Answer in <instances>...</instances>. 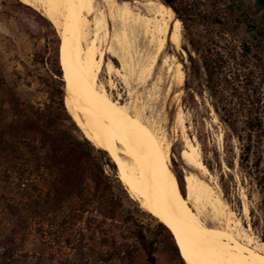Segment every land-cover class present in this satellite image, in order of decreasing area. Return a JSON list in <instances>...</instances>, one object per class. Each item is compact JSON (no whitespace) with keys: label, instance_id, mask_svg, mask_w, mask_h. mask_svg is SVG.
Segmentation results:
<instances>
[{"label":"rangeland","instance_id":"obj_1","mask_svg":"<svg viewBox=\"0 0 264 264\" xmlns=\"http://www.w3.org/2000/svg\"><path fill=\"white\" fill-rule=\"evenodd\" d=\"M124 1L132 2L117 0ZM137 1L144 4L147 0ZM177 1L184 19L174 14L180 21V44L166 43L145 74L142 71L154 48L130 37L128 68L105 53V62L112 59L118 73L102 68L99 82L112 100L118 99L130 114H139L169 144L170 167L183 194L184 176H195L219 196L225 212L233 215L231 222L238 221L243 233L263 242V11L256 0ZM39 15L43 17L18 0H0V121L7 117L6 89L40 108L55 107L51 92H61L64 98L63 82L57 75L61 39ZM113 47L115 54H121L117 45ZM176 69L181 72V83ZM185 142L194 144L207 175L181 159ZM127 195L132 202L115 183V196L121 200L115 204L114 219L100 216L108 213L107 206L95 205L79 221L54 222L50 233H43L39 226L35 232L18 227L16 264H184L173 248L172 236ZM208 215L207 210L201 213L208 226L224 228V220Z\"/></svg>","mask_w":264,"mask_h":264},{"label":"bare ground","instance_id":"obj_2","mask_svg":"<svg viewBox=\"0 0 264 264\" xmlns=\"http://www.w3.org/2000/svg\"><path fill=\"white\" fill-rule=\"evenodd\" d=\"M18 1L38 11L60 36L65 56L62 81L66 112L92 145L108 153L116 165L120 183L129 196L170 233L184 264H264V242L243 233L238 221L231 222V214L225 212L219 196L195 176H184L183 194L170 167L169 144L157 137L154 130L140 120L139 114H130L116 102L118 99L112 100L99 82L102 68L118 73L112 59L122 68H128L125 61L129 58L128 39L139 38L154 48L149 63L143 71L140 69L145 74L166 43L177 47L180 21L174 18V12L152 0L144 4L137 0ZM115 27L119 28L118 33ZM108 42L110 45L104 50ZM112 45H117L121 54L119 51L115 54ZM105 53L112 59L105 62ZM176 77L181 83L179 70ZM192 144L185 142L181 159L206 174L198 150ZM205 210L212 219L224 220V228L208 226L201 218Z\"/></svg>","mask_w":264,"mask_h":264},{"label":"trees","instance_id":"obj_3","mask_svg":"<svg viewBox=\"0 0 264 264\" xmlns=\"http://www.w3.org/2000/svg\"><path fill=\"white\" fill-rule=\"evenodd\" d=\"M158 1L184 20L177 0ZM256 4L264 17V0ZM59 57L57 75L62 80L63 50ZM5 91L7 117L0 121V264H16L18 227L35 232L39 226L43 233H50L54 222L79 221L95 205L107 206L108 213L100 216L114 219L115 204L121 200L115 196V183L124 198L132 201L108 153L95 148L66 112L61 92H51L55 107L40 108ZM249 150L247 145L244 151Z\"/></svg>","mask_w":264,"mask_h":264}]
</instances>
